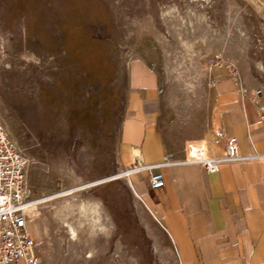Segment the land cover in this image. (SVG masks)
<instances>
[{"label":"rangeland","instance_id":"374dc122","mask_svg":"<svg viewBox=\"0 0 264 264\" xmlns=\"http://www.w3.org/2000/svg\"><path fill=\"white\" fill-rule=\"evenodd\" d=\"M230 1L238 6L231 18ZM174 4L184 10L190 5L0 0V117L27 162L31 223L49 229V236L34 239L36 264H181L171 238L133 194L121 160L120 134L135 94L129 85L133 64L157 72L161 89L152 115L166 144L184 156L183 139L198 140L210 130L211 75L230 76L225 67L237 72L243 89H262L257 104L264 114V73L258 69L264 66V6L217 0L201 7L218 31L231 27L233 43H240V30L247 40L234 59L218 52L207 57L203 76L187 94L167 72L170 63L156 41L164 33L161 10ZM136 190L142 198L150 193L148 173L139 175ZM73 196L100 202L108 227L109 236L97 241V260L89 263L71 260L68 246L60 249L56 239L53 212Z\"/></svg>","mask_w":264,"mask_h":264},{"label":"crops","instance_id":"0c3cea01","mask_svg":"<svg viewBox=\"0 0 264 264\" xmlns=\"http://www.w3.org/2000/svg\"><path fill=\"white\" fill-rule=\"evenodd\" d=\"M129 75L136 106L121 130V160L127 165L136 148L146 168L160 166L165 187L150 193L181 264H264V114L243 96L240 82L211 75L210 130L221 147L213 158L225 159L230 142L239 157L221 161L219 174L207 173L201 165L177 163L186 156L165 142L152 115L161 89L157 72L135 63Z\"/></svg>","mask_w":264,"mask_h":264},{"label":"bare ground","instance_id":"6f19581e","mask_svg":"<svg viewBox=\"0 0 264 264\" xmlns=\"http://www.w3.org/2000/svg\"><path fill=\"white\" fill-rule=\"evenodd\" d=\"M185 1L190 3L185 10L178 4L162 8L160 20L164 27V33L159 32L156 35V41L162 46L166 60L170 63L167 72L180 84L184 92L190 94L193 93V89L204 74V60L216 52L230 56L233 59L236 58L237 54L243 50L242 45L246 43L247 35L240 30L237 37L240 43L236 44L233 43V32L230 26L224 31L216 29L201 7L203 8L204 4H210L217 0ZM251 1L257 6H263L260 0ZM227 6V13L229 18H231V13L237 10L238 6L231 1ZM258 69L264 73L262 64H258ZM173 98L174 100L177 99V94ZM187 103L189 102L187 101ZM135 106L136 103H133L132 107ZM212 137L214 136L209 130L204 132L198 140L189 141L184 138L182 143L185 145L186 162H191L192 159L208 160L220 152L221 147L213 143ZM141 158V151L132 148L129 162L125 167V176L130 181L135 197L143 200L150 213L170 237L161 219L162 212L151 193L142 198L136 190V185L139 183V175L147 173V168L141 162ZM25 210L28 217V225L32 229L34 239L37 242L40 241L43 233L49 236L48 227H45L43 231L39 224L31 223L34 207L25 206ZM53 217L57 224L56 239H58L59 248L63 249V244H66L71 260L74 258L81 259L84 263L97 260L99 249L97 241L102 235L109 236L100 202L85 198L77 199V197L73 196L71 203L64 202L55 209ZM82 247H86L84 255L79 252ZM81 251L83 252L84 250Z\"/></svg>","mask_w":264,"mask_h":264},{"label":"built area","instance_id":"2783aa9c","mask_svg":"<svg viewBox=\"0 0 264 264\" xmlns=\"http://www.w3.org/2000/svg\"><path fill=\"white\" fill-rule=\"evenodd\" d=\"M223 70L229 73L233 80L239 82L235 70L229 67ZM262 94V89L255 86H246L243 89V96L257 106ZM259 111L261 112L260 108ZM238 157L237 145L230 142L226 147L225 159H192L191 162H186L185 158L181 162L201 165L207 173L219 174L221 161ZM159 167L147 168L150 191H158L165 187L163 174L156 170ZM26 193L27 162L25 156L6 132L0 117V264L18 261H23L25 264L37 263L33 232L28 225L25 210Z\"/></svg>","mask_w":264,"mask_h":264}]
</instances>
